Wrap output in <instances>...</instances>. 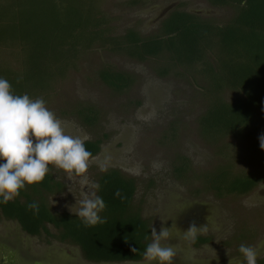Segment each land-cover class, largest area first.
<instances>
[{
  "label": "trees",
  "instance_id": "16d2710c",
  "mask_svg": "<svg viewBox=\"0 0 264 264\" xmlns=\"http://www.w3.org/2000/svg\"><path fill=\"white\" fill-rule=\"evenodd\" d=\"M97 2L0 0V51L10 49L12 53L11 59L0 57V78L8 80L14 94L38 98V92L51 90L53 83L74 69L78 58L94 46L138 61L164 57L165 64L157 69L162 75L168 74L174 61L186 66L199 63L208 92H217L198 118L201 133L211 140L223 136L238 139L243 144L242 160L252 165L242 172H233L230 164L218 166L202 177V189L221 198L246 195L263 184L264 149L259 137L264 134V0H209L213 6L234 8L231 18L220 26L208 17L174 8L160 21L157 31L148 35L133 29L114 34ZM210 50L217 53L215 63L208 59ZM97 76L115 91L131 83V75L120 70L103 68ZM224 89L240 96L225 100L219 95ZM74 113L88 127L95 125L99 114L92 105ZM102 139L85 141L91 156L99 151ZM187 169L185 160L174 166L179 178L186 177ZM95 185H99L96 194L106 204L100 213L106 219L103 224L87 227L76 215L52 211L49 197L64 186L50 172L42 182L26 185L14 200L0 203V214L18 221L27 234L40 236L43 230L46 241L78 246L90 262L143 260L152 242V229L151 221L142 217V209L133 200L134 180L116 168H105ZM117 189L123 199L114 195ZM32 202L39 204L38 214L28 209ZM49 224L55 230L51 231ZM209 241V237H196L193 244Z\"/></svg>",
  "mask_w": 264,
  "mask_h": 264
},
{
  "label": "rangeland",
  "instance_id": "374dc122",
  "mask_svg": "<svg viewBox=\"0 0 264 264\" xmlns=\"http://www.w3.org/2000/svg\"><path fill=\"white\" fill-rule=\"evenodd\" d=\"M130 1L97 2L98 9L109 18L114 34H123L127 29L142 35L155 33L160 20L174 8L208 17L219 26L235 12L232 6H213L209 0H139L136 4ZM207 52L209 61L215 63L216 51ZM11 55L10 49L0 51L4 60L11 59ZM76 64L53 83L51 90L38 92V98L61 121L72 126L73 134H80L84 139L103 138L102 147L89 160L83 175L53 166L56 174L65 180L67 191L50 199L51 208L70 211L76 201L95 192L97 174L114 167L134 179L135 204L150 218L152 227L159 232L161 220L168 219L165 226H171L172 237L163 243L174 246L177 254L174 264H246L242 254L237 253L241 244L253 247L256 254L264 256V183L246 195L221 198L202 189V177L218 166L230 164L233 172L252 166L240 156L241 141L232 136L211 140L200 131L198 118L210 99L217 95L207 90L203 66L199 63L186 66L174 61L168 74L162 75L157 69L165 64L164 57L138 61L103 46L88 49ZM103 68L128 73L130 85L122 91L105 86L97 76V71ZM219 95L225 100L240 96L228 89ZM85 105H92L99 112L97 122L91 127L78 120L74 113ZM179 160L187 162L185 178L175 173L174 166ZM186 213H194L196 219L203 215L205 220L197 225L206 226L205 230L196 234L209 236L206 245L194 246L192 237L184 238ZM9 253L31 254V259L49 254L58 259V264H95L83 259L75 246L55 242L45 246L41 238L28 236L16 222L2 221L0 264H7L4 257ZM52 264L56 263L52 261Z\"/></svg>",
  "mask_w": 264,
  "mask_h": 264
},
{
  "label": "clouds",
  "instance_id": "9594fccd",
  "mask_svg": "<svg viewBox=\"0 0 264 264\" xmlns=\"http://www.w3.org/2000/svg\"><path fill=\"white\" fill-rule=\"evenodd\" d=\"M259 140L264 149V134ZM90 157L84 137L73 134L72 126L61 121L42 98L16 95L8 80L0 78V160L4 161L0 163V203L7 204L17 198L26 185L42 182L50 171L49 165L67 173L85 174ZM94 187L99 188V185ZM114 195L123 199L119 189ZM27 207L34 214L39 213L37 202ZM105 208L102 197L92 192L70 206V211L90 227L106 222L100 215ZM167 220H161L159 232L152 227V242L144 251V264H174L177 255L174 246L163 243L172 237L171 226H165ZM205 227L190 223L184 230V238L194 237ZM239 251L246 264H256L253 247L241 244Z\"/></svg>",
  "mask_w": 264,
  "mask_h": 264
},
{
  "label": "flooded vegetation",
  "instance_id": "af4514ba",
  "mask_svg": "<svg viewBox=\"0 0 264 264\" xmlns=\"http://www.w3.org/2000/svg\"><path fill=\"white\" fill-rule=\"evenodd\" d=\"M167 15V14H166ZM165 15V16H166ZM164 16V17H165ZM163 17V18H164ZM162 18V19H163ZM161 19V20H162ZM160 20V21H161ZM160 23V22H159ZM92 139H94V138H92ZM86 140H91V138H86L85 139V141ZM102 145V142L100 143V145H99V151L96 153V154H94V155H92L91 157H90V159L91 158H93V157H95V156H97L100 152H101V146ZM49 168H50V174H52V177H53V179L55 180V181H58V182H60L64 187L62 188V190H60V192H57V193H54L53 195H50V197H49V203H50V199L53 197V196H55V195H61L62 193H65L67 190H66V185H65V180H63V179H61L57 174H56V168L55 167H53V165H49ZM53 168V169H52ZM109 168V167H108ZM111 168H114V167H111ZM117 169V168H116ZM97 176H98V174H97ZM97 178V177H96ZM134 180V179H133ZM96 183V182H95ZM134 185H135V182H134ZM135 192H136V186H135V191H134V194H133V200H134V202H135ZM50 208H51V206H50ZM51 210L52 211H55V212H66V213H69V214H73L72 212H70V211H67V210H65V209H60V210H55V209H53V208H51ZM73 215H75V214H73ZM141 215H142V217L143 218H147V217H145L144 216V214L141 212ZM77 216V215H76ZM185 218L183 219V226L185 227V228H187L188 227V225L190 224V223H195V224H200L201 222H202V220H205L204 219V217H203V215L202 216H199L197 219L194 217V213L193 214H189V213H186L185 214V216H184ZM149 220H150V218H148ZM2 221H10V222H16L17 224H18V226L21 228V226H20V224H19V222L18 221H16V220H12V219H7V218H5L2 214H0V223L2 222ZM151 221V220H150ZM48 228L51 230V231H53V230H55L54 228H53V226L51 225V224H49L48 225ZM151 229H152V225H151ZM26 233V232H25ZM27 234V233H26ZM28 236H31V237H35V238H37V239H42V241H43V244L45 245V246H48L49 247V245H52L54 242L55 243H60V244H65L66 246H75V247H77L78 248V250H79V252H80V254H82L81 253V250H80V248L78 247V246H76V245H74V244H71V243H67V242H59V241H57V240H54V239H50V242L49 241H46V233L42 230L41 232H40V236H38V235H30V234H27ZM196 237H209L207 234H196L194 237H192V239H191V243H192V245H194L193 244V242H194V239L196 238ZM207 243L206 242H203L202 244H200L201 246L202 245H206ZM195 246V245H194ZM46 253H47V251H46ZM50 253V252H49ZM238 253V255L240 256V254H242V253H240V252H237ZM31 254H27V253H25V254H12V253H9V254H7L5 257H4V262L5 263H7V264H52V261H54V263H56V264H58L59 263V261H58V259H53V258H51V256H49V254H48V256H47V254H45L46 256L44 257L43 256V258H36V259H31V256H30ZM51 255V254H50ZM242 256V255H241ZM81 257L84 259V257L81 255ZM31 259V260H30ZM86 260V259H85ZM87 261V260H86ZM261 261H264V256H262V255H260V254H257L256 255V264H260V262ZM88 262H90V261H88ZM128 262V261H127ZM130 262H134V261H130ZM137 263L138 262H144V259L143 260H140V261H136ZM92 263H95V264H107V263H111V264H116V263H122V262H111V261H100V262H92Z\"/></svg>",
  "mask_w": 264,
  "mask_h": 264
}]
</instances>
